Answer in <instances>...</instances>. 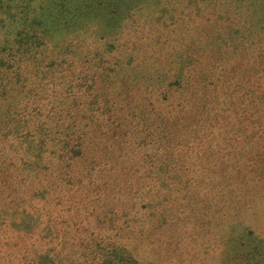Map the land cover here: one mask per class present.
Wrapping results in <instances>:
<instances>
[{
	"label": "trees",
	"instance_id": "trees-1",
	"mask_svg": "<svg viewBox=\"0 0 264 264\" xmlns=\"http://www.w3.org/2000/svg\"><path fill=\"white\" fill-rule=\"evenodd\" d=\"M0 264H264V0H0Z\"/></svg>",
	"mask_w": 264,
	"mask_h": 264
},
{
	"label": "rangeland",
	"instance_id": "rangeland-1",
	"mask_svg": "<svg viewBox=\"0 0 264 264\" xmlns=\"http://www.w3.org/2000/svg\"><path fill=\"white\" fill-rule=\"evenodd\" d=\"M28 221V220H27ZM217 229V228H216ZM216 235L217 234H215V237H216ZM236 234H235V232H232L231 233V231H230V233L227 235L229 238L230 237H233V236H235ZM228 237H226V238H228ZM234 240V239H233ZM233 240H232V242H233ZM211 245V247H210V249H211V253H213L214 251H216V248H217V245H216V243H215V241H212V243L210 244Z\"/></svg>",
	"mask_w": 264,
	"mask_h": 264
}]
</instances>
